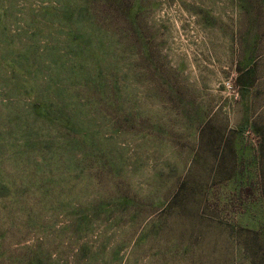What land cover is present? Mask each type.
<instances>
[{
  "label": "rangeland",
  "instance_id": "374dc122",
  "mask_svg": "<svg viewBox=\"0 0 264 264\" xmlns=\"http://www.w3.org/2000/svg\"><path fill=\"white\" fill-rule=\"evenodd\" d=\"M262 209L264 0H0V264H261Z\"/></svg>",
  "mask_w": 264,
  "mask_h": 264
},
{
  "label": "trees",
  "instance_id": "16d2710c",
  "mask_svg": "<svg viewBox=\"0 0 264 264\" xmlns=\"http://www.w3.org/2000/svg\"><path fill=\"white\" fill-rule=\"evenodd\" d=\"M94 88H96V86H94ZM194 183L195 182L189 179L184 180L181 184L180 189L175 194L172 203L179 201L183 197H188L190 195L188 192H190V190L194 186ZM248 185V191H250V193L254 195L253 183H248ZM238 193L242 194V192L239 190ZM247 212L252 214L251 219L253 222H251V224L243 226L244 231L242 236L245 238L243 242V249H246L250 254L252 253L253 257H258L260 259L261 264H264V210H258L254 213L251 210H245L240 214H242L243 216Z\"/></svg>",
  "mask_w": 264,
  "mask_h": 264
}]
</instances>
